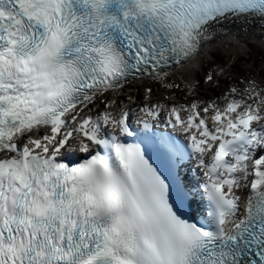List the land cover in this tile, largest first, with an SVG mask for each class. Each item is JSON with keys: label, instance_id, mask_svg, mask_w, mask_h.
Segmentation results:
<instances>
[{"label": "snow or ice", "instance_id": "snow-or-ice-1", "mask_svg": "<svg viewBox=\"0 0 264 264\" xmlns=\"http://www.w3.org/2000/svg\"><path fill=\"white\" fill-rule=\"evenodd\" d=\"M249 16L264 0H0V264H264V89L126 103Z\"/></svg>", "mask_w": 264, "mask_h": 264}, {"label": "bare ground", "instance_id": "bare-ground-1", "mask_svg": "<svg viewBox=\"0 0 264 264\" xmlns=\"http://www.w3.org/2000/svg\"><path fill=\"white\" fill-rule=\"evenodd\" d=\"M264 21L259 18H250L243 17L242 19H237L235 21H226L222 26H220V30L224 32L223 35L218 36L211 44L207 45L203 48L200 55L196 58V60L192 61L189 65L183 68H173L168 76L166 83L173 84L174 75L179 77V81L176 85L179 86L168 89L169 93L175 94L174 98L171 101H164L161 97L164 93L156 92L157 98H155L152 102L165 104V105H173V104H182L189 103L192 101H216L217 103H225L224 97L226 94L230 92L232 87H236L243 92L242 85L237 81L238 74H241L240 71H235L232 69V73L228 74V77L232 75L231 82L226 81L224 78V70L229 69L231 66V61L234 60L239 63L240 57H246L243 53L250 50H256L260 47L264 48V27H262ZM221 53H224L227 59L224 61H218L221 57ZM209 55H214V58H208ZM212 63V64H211ZM236 66V65H235ZM229 71V70H228ZM212 72L216 75V79L219 80L218 86L214 87L213 90L207 91L199 88V90H195V97H190L189 90H194L190 87V82L194 79H199L201 84H203L204 77L207 73ZM231 72V71H230ZM241 75H239L240 77ZM245 79V78H243ZM249 79V78H248ZM252 80V79H250ZM250 80L244 81V85L248 86ZM155 82L143 83L145 86H150ZM163 86V85H162ZM258 89H261L260 86L255 85ZM164 87V86H163ZM136 89V88H134ZM133 91L132 95L138 97L139 103H145L146 100H142L145 97H140L138 94L135 95ZM185 92V93H183ZM188 93V94H187ZM134 103V104H137ZM126 103H133L132 101H127ZM128 105V104H127ZM121 106H124V102L122 101ZM243 193L246 191H242ZM241 192V193H242ZM244 198V197H243Z\"/></svg>", "mask_w": 264, "mask_h": 264}, {"label": "rangeland", "instance_id": "rangeland-1", "mask_svg": "<svg viewBox=\"0 0 264 264\" xmlns=\"http://www.w3.org/2000/svg\"><path fill=\"white\" fill-rule=\"evenodd\" d=\"M243 54L246 55V57H243V56L240 57L239 63H237V61L234 62V60L229 62V63H231V66H229V69L224 70V74H223L224 78L226 79V81L231 82L230 80L232 78V75H230L228 77V74H231L232 73V69H235V71H237V72L240 71V73H241V74H238L236 80L240 82V85H242L241 87H242L243 90L247 87V86L244 85V81L245 80H250V79H252L250 81L254 82L255 85L260 86V87H262L264 89V48L260 47L259 49H256V50L247 49V51H245ZM208 58H210V59L214 58V55H209ZM222 59L224 61L227 59V57L225 56L224 53H221V57H220V59L218 61H223ZM239 75H241V76L239 77ZM243 78H245V79H243ZM174 79H175V82H173V83H174V86H176V83L180 79H179V77H177L175 75L173 77V81H174ZM148 81L150 82V80H148ZM218 82H219L218 80H216L214 82V87H215V85H218ZM133 87L138 89V91L134 92L135 95L138 94L140 97L142 96V97H145V98L150 97L145 92V88L147 86L140 85V86H133ZM151 87L154 89L153 95H155V96H156V92L157 91L160 92V93H164L162 95V97H161L164 101H167V102L171 101L172 98H174V96H175V94H173V93H169L168 96H167L166 94L168 93V89H170V88L163 87L159 83L155 82L154 84L151 85ZM178 88H179V86H178ZM204 88H206V89H204ZM202 89L210 91L207 88V86H203ZM194 91L195 90H189L188 91L189 94H190V97H195V92ZM165 92H167V93H165ZM183 93H185V92H183ZM154 99H152V100H154Z\"/></svg>", "mask_w": 264, "mask_h": 264}]
</instances>
